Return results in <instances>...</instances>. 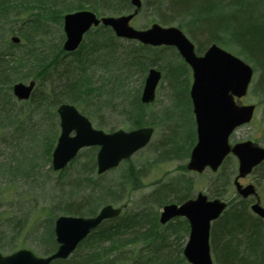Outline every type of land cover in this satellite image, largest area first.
<instances>
[{
	"label": "rangeland",
	"instance_id": "1",
	"mask_svg": "<svg viewBox=\"0 0 264 264\" xmlns=\"http://www.w3.org/2000/svg\"><path fill=\"white\" fill-rule=\"evenodd\" d=\"M36 1L34 3L36 6L33 8L37 11L43 10L42 6H38V3L42 4V0ZM43 1L45 4L50 3L49 0ZM120 1L124 0H109L105 5H101L102 2L96 3L101 5L98 16L112 15V11H119L116 16L132 12L130 0H128L130 10H126L125 7L120 8ZM155 1L142 0L143 7L132 21L133 27L144 30L154 22L160 23L157 20L156 8L152 6ZM158 1L161 6L163 4L165 7V0ZM56 3L58 7L72 9V11H91V6L94 5L91 0H58ZM80 5L84 8L79 9ZM183 18L185 17L177 16L174 19L179 21ZM17 21V19L12 21L3 29L4 33L9 34L7 36L9 42L14 36L22 40V36L18 33L21 23ZM173 26H177V23ZM11 31H17V33L10 34ZM184 33L197 49L202 39L197 42L186 31ZM114 36L112 31L106 28H95L86 37L78 53L65 54L62 51L65 40L63 21L61 23L48 22L44 31L33 32V40L37 43L40 53L35 52V57L25 55L26 51L18 49H14L11 53L10 68L19 66L16 64L18 58L25 55L24 63L18 69L20 73L18 77L24 83L36 80L37 89L36 98L28 102L17 101L12 92L8 93L7 89L0 91V107H4L2 113L4 114L5 110L9 113L6 118H0V242H2L0 245L12 247L8 250L0 246V251L4 255H9L19 249H28L39 257L47 256L48 243L45 240L49 237V221H52L53 227L55 218L65 214L61 209L66 203L80 202L92 193L98 197L100 187L108 183L112 185L125 183L123 175L130 164L137 171H143L140 178V185L143 183V186L133 191L128 188L130 194L126 195L124 200L115 201L112 205L115 207L126 205L125 215L131 212L143 215L142 217L147 215L148 218L140 219L138 223L141 224L139 225L141 228L134 229V237L142 231V233L151 234V238L142 242L137 240L134 246L136 251H148V247L161 236L166 238L169 244L168 251L173 256L184 249L189 231L183 219L171 221L168 225L160 224V227L156 229L153 228V222L148 224L149 219L158 220L162 212L163 205L153 200L158 194L164 196L165 204L175 201V198H181L182 195L193 198L198 192H203L209 198H221L228 201L230 208L237 204L238 196L234 187V178L238 175V162L234 156L230 155L218 172L207 170L203 174L193 173L186 169L189 160L187 154V150L190 149L189 145L181 149V155L162 159L165 151L168 152L176 147L172 143L174 138L178 139L176 145L180 146L188 142L186 138L190 136V146L193 144L194 126L186 100L188 94L186 86L190 88L192 84L191 71L186 72V67L176 56L175 51L161 50V47H159L160 50L147 48L136 41ZM109 38L112 42L106 46V40ZM5 42L6 37L1 38L2 46ZM225 49L254 69V79L247 96L243 98V104H254L257 107L254 120L236 130L230 137V143L234 145L238 142L252 140L264 146V95L262 88L258 86L261 70L237 52ZM203 51L198 53H203ZM40 54L43 55L44 60L39 59ZM138 55L142 56L140 66L144 68L148 65L145 70L138 68L136 62L134 64L135 59H139ZM170 63L173 65L174 75L178 74L180 67L183 68L180 83L184 86L177 83L171 86V76H167ZM151 67L160 70L163 76L157 87L155 102L142 105L140 97L148 69ZM63 78L68 85L76 87L74 89L78 102L74 105L96 129L110 132L118 129L152 127L154 135L150 144L137 152L130 162H123L117 170L102 176L97 174L96 154L98 150L95 148L82 150L65 169L55 171L52 167V151L49 152V147L51 143L55 146L57 142L60 120L57 115L58 106H53L49 99H53L54 95L52 94L53 97H51L49 92H52L53 87L61 89ZM133 98L134 103L138 100L142 105L138 108L139 110L137 109L142 113L140 118L142 125L139 126H135L131 120L133 113L134 116L138 114L135 107L134 111L131 107L130 102ZM175 110H179L178 112H181L183 117L181 113L178 115L174 113ZM179 120L181 126L177 129L174 124ZM176 151L180 152L179 149ZM26 153L35 157L36 164L22 174L28 164L25 160L26 156L23 159ZM16 159H19L17 166L15 170H12ZM263 175V170L255 171L250 176L241 179L240 182L242 184L253 183L264 206ZM79 182L81 186L72 190L74 184ZM94 183H98L96 191L93 188ZM129 186L131 187V183ZM253 201H247L250 213H252L250 207ZM17 219L24 224V229L18 236H14L9 224H14ZM181 253L183 255V251ZM140 260L144 262L145 258Z\"/></svg>",
	"mask_w": 264,
	"mask_h": 264
},
{
	"label": "water",
	"instance_id": "2",
	"mask_svg": "<svg viewBox=\"0 0 264 264\" xmlns=\"http://www.w3.org/2000/svg\"><path fill=\"white\" fill-rule=\"evenodd\" d=\"M131 2L135 7L134 12L119 17L98 19L91 11L66 14L64 50L69 52L76 50L84 34L92 26L101 23L111 27L121 38L138 40L153 46H175L192 67L194 75L190 95L196 115L198 140L187 168L199 173L207 167L217 171L226 156L232 152L239 160V175L235 180L238 194L244 198L254 194L253 185L243 187L238 179L250 174L264 160V148L252 141L238 143L232 148L228 142L233 130L250 122L253 117L254 105L239 106L235 102V97L241 98L246 95L253 76L252 68L217 45H212L204 56L198 57L192 42L176 27L164 28L159 24H153L146 30L133 28L130 22L138 14L142 2L141 0ZM13 40L19 42L18 38ZM161 76V72L156 69L149 71L142 93L143 103L154 101ZM34 86V81L29 85L17 83L13 87L14 95L19 100H27ZM58 113L61 134L53 152L55 170L64 168L82 148L100 146L97 166L98 173L103 174L146 147L153 135L152 128L130 132L119 130L110 134L96 130L72 105H62ZM72 132H75L74 136H71ZM226 208V202L219 199L209 200L206 195L199 193L196 199L180 206L177 204L164 206L160 222L165 224L174 217H186L190 224V235L184 247L185 258L190 264H214L209 244L211 223L217 220ZM251 209L264 218V207L260 203L254 204ZM120 213V208L106 205L95 217L60 216L55 221L54 233L59 247L54 254L40 258L26 249L8 256L0 253V264H51L55 260L68 259L78 245L103 221L116 218Z\"/></svg>",
	"mask_w": 264,
	"mask_h": 264
},
{
	"label": "trees",
	"instance_id": "3",
	"mask_svg": "<svg viewBox=\"0 0 264 264\" xmlns=\"http://www.w3.org/2000/svg\"><path fill=\"white\" fill-rule=\"evenodd\" d=\"M57 1L49 0L50 3L45 4V1L42 0V4L38 3V6H42L43 10L37 11L33 8L36 6L34 4L37 2L36 0H0V42L1 38L6 37L4 45L0 44V91L7 89L8 93H10L12 85L15 82L21 81L20 77H18L20 76L18 69L24 63L25 55L35 57V52L40 53L37 43L33 40V32L37 30L44 31L45 25L48 22L61 23L64 14L72 11V9L58 7ZM91 1L94 4L91 6L92 11L99 14V6L105 5L109 0ZM100 2H102L101 5L96 4ZM119 4L120 8L131 9L128 0L120 1ZM152 6L156 8L158 14L157 20L161 24L168 26L177 23V26L186 31L193 40L198 42L199 39H202V43L198 45L199 52H202L203 49L211 44H217L223 48L237 52L238 55L244 57L256 68L260 69L261 78L259 79L258 86L262 88V94L264 95V0H165V7L163 4L161 6V3L156 0ZM82 8L84 6L80 5L79 9ZM118 13L119 11H112V15ZM177 16L185 18L178 21L174 19ZM16 19L21 23L18 33L22 36V43L19 45L9 42L7 38L9 34L3 32L5 26ZM15 33L17 31L10 32V34ZM111 42V38L107 39L106 46ZM14 49L26 51V53L18 58L16 64L19 66L10 68V56H12L11 53ZM138 56L139 59L137 60L134 57V64L136 62V65L140 67L142 56ZM39 59L44 60L42 54L39 55ZM183 72V69H180L177 75H170L172 81L182 86L180 77ZM60 86H62L61 89L53 87V93L49 92L50 96L54 95L53 99L49 98L53 106H59L62 103H66V101H71L70 103L73 104L78 102L74 89L76 87L68 85L65 82V78H63ZM178 95L177 93V98ZM33 98H36L35 93L30 101ZM130 103L133 111L135 107L136 112H138L136 116H134V113L132 114V122L135 123V126L142 125V121L140 120L142 113L137 111L142 105H140L138 100L134 103V98ZM3 108L0 107V118L9 116L6 110L4 114L2 113ZM134 117L136 118L134 119ZM180 126L179 120L178 123H175L174 127L180 128ZM189 138L190 136H187L188 142L180 146L176 145L178 139L174 138L172 143L176 147H173L170 150L171 152L165 151L162 154V159H166L169 156L181 155L182 148L187 145L191 147ZM53 148V143H51L49 152ZM177 149L180 152H177ZM49 152L47 151L48 154ZM187 154L189 155V150H187ZM25 156L28 164L23 169L22 174L33 168L36 164L34 162L35 157H32V154H24L23 159ZM18 160L16 159L15 167L12 170H15ZM126 162H130V160ZM260 170L264 172V164L255 171ZM142 172V170L137 171L130 164L127 172L123 175L126 180L125 183L117 185L108 183V185L100 187L98 197L95 193L89 194L80 202L71 201L66 203L61 210L67 215L80 217L95 216L102 206L112 204L115 201H122L126 195L130 194V191L141 188L143 186V183L140 185ZM130 183L131 187L129 186ZM97 184H93L94 191L98 189ZM80 186V182L74 184L72 190ZM128 188L131 190L129 191ZM153 200L161 205L165 204V198L162 194H158ZM184 200H186V197H183V195L181 198H175V202L177 203H181ZM236 201L237 204L231 208L229 207L230 209L212 226L211 249L214 261L216 264H264V220L248 211L249 204L246 200L238 198ZM128 214L125 215L124 213L115 220L104 222L88 236L69 260H58L53 264L188 263L181 253L182 249L181 252H177L176 256H173L168 251L169 244L166 242V238L162 236L154 244L152 243L153 245L151 244L148 247V251L134 250L137 240L138 242L149 240L151 234L148 233L150 235L148 236L147 233H142L141 231L134 237V229L141 225L138 224L140 219L144 220L148 217L147 215L142 217L143 215L134 214V212ZM149 222H153V228L155 229L160 227L156 218L149 219L148 224ZM184 222L187 224L185 220ZM51 224L52 221L50 220L49 237L45 240L48 243L46 249L47 255L53 253L57 248ZM9 226L14 236H18L24 229V224H21V220L19 219L14 224H9ZM2 248L9 250L12 247L2 246ZM142 258H145L144 262L140 260Z\"/></svg>",
	"mask_w": 264,
	"mask_h": 264
},
{
	"label": "flooded vegetation",
	"instance_id": "4",
	"mask_svg": "<svg viewBox=\"0 0 264 264\" xmlns=\"http://www.w3.org/2000/svg\"><path fill=\"white\" fill-rule=\"evenodd\" d=\"M251 182H247V183H245V184H243V185H249ZM259 194V193H258ZM258 199L260 200V202H261V197H260V195L258 196ZM248 201H251V200H253V198L252 197H250V198H248L247 199Z\"/></svg>",
	"mask_w": 264,
	"mask_h": 264
}]
</instances>
